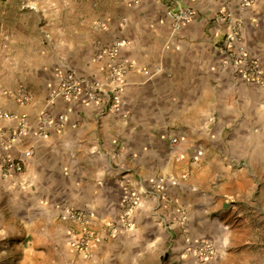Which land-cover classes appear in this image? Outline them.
Listing matches in <instances>:
<instances>
[{"label": "crops", "instance_id": "1", "mask_svg": "<svg viewBox=\"0 0 264 264\" xmlns=\"http://www.w3.org/2000/svg\"><path fill=\"white\" fill-rule=\"evenodd\" d=\"M23 4L0 0V110L10 115L0 118L2 236L16 225L28 245L72 262L142 264L170 236L182 249L210 232L214 214L226 217L228 203L259 197L247 169L264 159V0H71L55 19L57 2ZM180 7L193 17L176 29L168 12ZM30 18L65 26L64 51L17 33ZM243 56L241 73L233 64ZM113 59L126 70L108 86ZM64 71L80 93L51 100ZM84 230L94 242L79 250Z\"/></svg>", "mask_w": 264, "mask_h": 264}, {"label": "rangeland", "instance_id": "2", "mask_svg": "<svg viewBox=\"0 0 264 264\" xmlns=\"http://www.w3.org/2000/svg\"><path fill=\"white\" fill-rule=\"evenodd\" d=\"M9 1L19 3L22 6H24L23 2L26 4L35 2V0ZM47 1L49 0H37V2L44 3ZM69 1L71 0H52V2L58 3L60 10L55 9L57 13L50 11L49 17L55 19L56 16L70 12L65 6ZM74 1L79 4L82 0ZM96 1L90 0V2ZM79 7L74 6L75 12L79 10ZM25 10L37 15L43 13L41 9H38L37 13L30 9ZM74 28L78 30L80 27L75 26ZM5 29V27L1 29L0 26V68L7 66L8 61V57L4 53L7 51L5 49L7 34L2 32ZM65 29L66 27L61 25L39 26L36 19L30 18L16 32L26 36L35 35L36 38L39 35L42 41L41 45L48 51H50L49 48L64 51ZM51 34L57 36L58 41L52 39ZM19 43L22 45L19 50L23 51L28 43L27 37H21ZM9 64L13 65L12 63ZM261 156L262 153H260ZM258 164V166L255 163L251 164L247 170L248 178L254 180L256 177L260 191L259 197L249 195V201L245 202L247 207L244 205L243 209L241 207L233 209L232 205L237 203H228L230 212L227 216L222 217L214 214L210 218V232L195 236L187 235L189 237L185 239V245L183 244L182 249L176 245L179 241L170 236V241L163 251L159 255L158 253L155 254L156 259H149L142 264H264V159L260 158ZM2 220L0 217V223ZM14 226L16 225H11L7 229L11 233L4 236L0 234V264H103L97 256L80 255L81 258L78 257L75 262H72L60 258L58 250L40 251L38 248L28 245L27 241L24 242L23 237L13 233L16 230Z\"/></svg>", "mask_w": 264, "mask_h": 264}, {"label": "built area", "instance_id": "3", "mask_svg": "<svg viewBox=\"0 0 264 264\" xmlns=\"http://www.w3.org/2000/svg\"><path fill=\"white\" fill-rule=\"evenodd\" d=\"M168 15L174 21L175 28L180 29L186 22H188L193 17V11L189 8L180 7L179 10L176 12L169 11ZM121 46H122V42L120 41H117L114 44L113 50L111 51L112 57H114L113 55L115 51ZM112 61H113V64L111 65V68H110L108 86L113 85L115 82H117V80L125 73V70H126L125 64H118L114 61V59ZM233 65L236 68L237 72L243 73L242 66L250 65V63H248L246 57L243 56L242 58L235 60ZM251 65L254 66V63H251ZM244 75L247 77H251L254 74L253 72L251 73V72L246 71L244 72ZM81 84L82 83L77 79L76 76L72 75L71 72L69 74H65V71H64L63 75L60 78L59 87L50 94L51 100L56 99V98H61L63 100H71V99L78 97L80 90H81ZM95 89L97 88L91 87V90L94 92L95 97H98ZM22 98L24 100V99H27L28 96L24 95L23 97H21V99ZM9 117H10L9 114L0 110V118H9ZM43 122L45 123V125H48V126L51 125L52 123L50 117L47 115L43 117ZM176 141H177L176 139L173 140V142H176ZM8 168H13L17 172L23 171V165L20 163H8L6 166V170ZM135 205H136V202L133 200H131L130 204L129 203L127 204V207L125 210V215L127 217L133 211V208ZM69 215H70V218L75 223L81 226L84 225L85 219L80 213L70 212ZM93 242H94V234L88 230H84L81 232V234H79V238H78L76 246L79 250H87L88 248H90Z\"/></svg>", "mask_w": 264, "mask_h": 264}]
</instances>
